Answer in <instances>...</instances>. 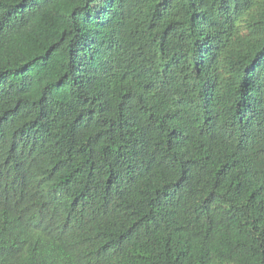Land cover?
I'll use <instances>...</instances> for the list:
<instances>
[{
    "label": "trees",
    "instance_id": "16d2710c",
    "mask_svg": "<svg viewBox=\"0 0 264 264\" xmlns=\"http://www.w3.org/2000/svg\"><path fill=\"white\" fill-rule=\"evenodd\" d=\"M0 264H264V0H0Z\"/></svg>",
    "mask_w": 264,
    "mask_h": 264
}]
</instances>
